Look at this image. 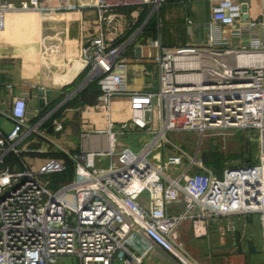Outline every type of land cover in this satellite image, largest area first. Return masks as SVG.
<instances>
[{"label": "built area", "instance_id": "2783aa9c", "mask_svg": "<svg viewBox=\"0 0 264 264\" xmlns=\"http://www.w3.org/2000/svg\"><path fill=\"white\" fill-rule=\"evenodd\" d=\"M164 1L0 0V30L11 11L95 8L99 32L82 46L80 59L89 68L88 80L111 77L97 105L106 128L83 133L85 139L97 136L99 145L65 152L75 166L65 183L51 178L66 169L64 159L49 157L35 165L25 156L47 152L23 144L31 134L44 136L40 127L50 113L30 123L25 96L15 97L10 109L0 108L13 123L9 132L0 128V264H53L65 255L78 264H144L151 255L171 264H200L179 239L184 221L192 220L200 235L211 219L256 214L264 232V0L257 21L244 18L247 0H209L206 39L177 47L151 40L160 49L153 57L158 90L125 91L118 58L128 41L113 40L125 35L144 8L148 20ZM124 9H131L130 17ZM256 26L260 33L244 41ZM121 95H128L131 114L116 122L111 102ZM53 125L63 130L60 121ZM234 129L257 132L258 155L221 175L206 166L199 150L191 154L170 138L173 132L195 131L202 138L210 130ZM134 130L149 136L138 150L118 139ZM165 148L169 151L158 160ZM97 158L109 159L108 166H98ZM71 190L75 206L61 199ZM173 205L182 209L171 213Z\"/></svg>", "mask_w": 264, "mask_h": 264}, {"label": "crops", "instance_id": "0c3cea01", "mask_svg": "<svg viewBox=\"0 0 264 264\" xmlns=\"http://www.w3.org/2000/svg\"><path fill=\"white\" fill-rule=\"evenodd\" d=\"M57 1L49 0L50 3ZM63 1L83 4L92 0ZM247 1L248 11L244 18L259 20L263 0ZM211 6L209 0L186 2L165 0L158 12L148 20H146L148 15L144 16L141 11L139 18L127 27L125 35L113 40L117 43L128 41V45L118 58L123 77L122 87L125 91L158 90L159 71L153 57L158 55L160 49L151 44V40L158 39L162 45L170 47L202 43L206 39ZM123 11L130 17L131 9ZM5 17V27L0 30V108L10 109L15 97L25 96L30 123L50 113L40 127L44 136L31 134L23 144L27 148H42L47 152H30L25 153V156L29 159L31 156L43 158L40 162L37 161L39 160L37 157L34 159L33 163L38 165L52 157L50 153L56 149L64 153H79L98 147L97 136L85 139L83 133L106 128L105 119L97 105L102 85L110 84L111 77L88 80L89 68L85 67L80 59L82 46L99 32L96 9L84 6L79 10L43 14L33 11H11ZM188 17L191 23L187 21ZM259 33L260 28L256 26L252 32L245 33L244 41L251 35ZM40 88L50 92V101L44 106L40 105ZM111 111L114 121L128 120L131 114L128 95L114 97ZM54 120L63 124L62 131L55 130ZM9 121L13 127L12 121ZM130 135H140L138 141L133 140L136 144L142 142L144 136H148L139 130L124 136ZM164 150L156 154L158 160H163V155L169 151L167 148ZM102 162L103 159H99L96 163L104 166ZM181 209L180 205H173L169 211L174 213ZM255 216L263 229L256 214L223 217L218 221ZM220 222L217 220L207 222L204 233L198 237L202 240L196 243V247L189 245L195 235L199 236L196 233L190 234L192 224H182L178 229L179 235L186 238L184 243L194 248L204 264H220L221 258H217L216 253L221 252L225 241H229V236L232 237L233 229H230V223L223 225ZM187 246H184L186 251L199 263L200 260L195 259L196 256ZM231 258L232 264H240L239 256Z\"/></svg>", "mask_w": 264, "mask_h": 264}, {"label": "rangeland", "instance_id": "374dc122", "mask_svg": "<svg viewBox=\"0 0 264 264\" xmlns=\"http://www.w3.org/2000/svg\"><path fill=\"white\" fill-rule=\"evenodd\" d=\"M233 46L238 47V44L235 43ZM0 128L6 132H9L12 129L11 122L2 115H0ZM206 134L200 138L199 134L195 131L173 132L170 133V138L175 143L182 145V147L191 154H194L195 151L199 150L204 163L211 167L213 173L216 175H221L226 167L254 161L258 155L259 144L256 137V135H258L257 132H247L246 130L234 129L231 131L210 130ZM144 137L143 141L139 144L133 143V140L138 141L140 135L118 136V139L126 145H131L134 150H138L143 143L149 139V136ZM56 150L59 151L58 149ZM163 156L165 157V155ZM36 157L31 156L30 159H33L32 161L35 162L34 159H36ZM37 158L39 159L37 160L39 162L43 159L39 156ZM98 160L99 159L97 158L96 162H98ZM102 163L104 167H107L109 159L104 158ZM97 165L99 166L100 164L97 163ZM61 199L70 206L76 205V196L73 190L66 192L61 196ZM211 220H217V222H220L218 219ZM227 222L230 223L231 227L234 225L233 231L231 232L233 238L229 236L230 239H228L229 241H225L223 250L216 253L217 258H221L220 264H232L231 257L233 256L240 257V264H264V232L257 216L253 218L238 217L230 220L225 219L220 223H223L224 225ZM188 223L193 226L192 220H186L182 224ZM190 234H195L194 228L190 229ZM178 236L183 245L187 246L184 243V239L186 240V238H183L182 235H179V233ZM198 237H200V235H195L192 239L193 242L189 243V245L196 247V243L202 240L198 239ZM189 245L187 248L196 256L195 259L198 261L200 260V264H204L203 260L199 258L194 248ZM78 263V259L75 256L65 255L58 257L57 262L53 264ZM144 264L171 263L151 255L149 258L145 259Z\"/></svg>", "mask_w": 264, "mask_h": 264}, {"label": "trees", "instance_id": "16d2710c", "mask_svg": "<svg viewBox=\"0 0 264 264\" xmlns=\"http://www.w3.org/2000/svg\"><path fill=\"white\" fill-rule=\"evenodd\" d=\"M148 12H149V8H144L143 15L144 16H145V14L147 15ZM45 110H47V109L45 108ZM50 155H52V157L64 159L65 163H66V169L65 170L58 172V173H55V174H52L51 177H52L53 182L57 185L60 182L71 181L73 179L74 173H75V166H74L73 161L61 150H59V151L53 150V151H51ZM9 160L11 163L15 162L16 157L11 156ZM251 162H253V161H251Z\"/></svg>", "mask_w": 264, "mask_h": 264}, {"label": "water", "instance_id": "95a60500", "mask_svg": "<svg viewBox=\"0 0 264 264\" xmlns=\"http://www.w3.org/2000/svg\"><path fill=\"white\" fill-rule=\"evenodd\" d=\"M243 10L247 11V4L243 5ZM39 95L41 96L40 98V105L44 106V104L48 101H50V92L47 90H44L42 88L39 89Z\"/></svg>", "mask_w": 264, "mask_h": 264}]
</instances>
